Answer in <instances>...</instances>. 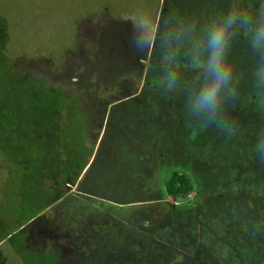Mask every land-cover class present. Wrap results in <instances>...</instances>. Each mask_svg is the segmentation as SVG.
Here are the masks:
<instances>
[{
  "label": "rangeland",
  "instance_id": "374dc122",
  "mask_svg": "<svg viewBox=\"0 0 264 264\" xmlns=\"http://www.w3.org/2000/svg\"><path fill=\"white\" fill-rule=\"evenodd\" d=\"M262 5L264 0H0L6 55L17 72L73 88L101 109L92 111V119L100 122L99 135L85 173L68 182L55 201L22 227L26 230L14 231L0 243V264H264V215L260 227L244 218L245 206L236 205L244 199L257 207L246 189H253L248 191L253 201L264 196L263 186H250L251 180L264 179L256 146L263 116L222 111L230 106V95L223 91L214 117L194 109L204 83L194 57L206 59L207 30L232 10L246 14L254 26L264 17ZM233 31L237 35L228 62L233 76L242 77L250 70L249 61L264 63V49L254 51L251 33L239 24ZM154 53L164 62L157 64L156 75L130 68L133 58L147 65ZM73 78L80 83H72ZM97 82L101 85L94 87ZM146 89L161 98L152 102V119L142 118L145 104L127 99ZM95 94L105 103L94 100ZM121 112L128 114L122 123ZM119 123L123 128L114 132ZM111 132L118 148L107 142ZM87 152L85 146L81 156ZM191 162H196L193 168ZM8 166L0 160V213H7L0 239L16 227L13 212L20 211L22 219L48 202L42 197L32 207L8 206L2 184ZM195 169L206 183L201 189L210 185L203 207L192 215L171 213L160 202L164 181L171 170L194 175ZM234 171L240 179L236 187ZM244 180H250L249 187ZM27 190L36 192L34 186ZM164 200L174 203L170 197ZM148 202L157 205L134 206Z\"/></svg>",
  "mask_w": 264,
  "mask_h": 264
},
{
  "label": "trees",
  "instance_id": "16d2710c",
  "mask_svg": "<svg viewBox=\"0 0 264 264\" xmlns=\"http://www.w3.org/2000/svg\"><path fill=\"white\" fill-rule=\"evenodd\" d=\"M5 27V22L0 17V160L3 159L9 164L6 178L2 182L3 200L8 206L13 205L17 208L27 205L32 207L42 197L48 202H44L41 208L35 209L28 217L22 219L20 211L19 213L13 212V216L17 219L16 227L2 237L0 243L8 239L12 232L19 229V231L26 230L22 227L39 216L48 204L55 201L68 182H76L80 175L85 173L90 163L92 142L99 135L97 123L100 124V122L92 119V117L95 118L92 111L101 110L97 109V106H90L91 101H86L84 94H75L73 88H65L63 85L55 86L32 72L19 74L16 64L6 55L7 38L3 34ZM256 60L253 59L247 63L250 70L246 71V76L241 77L234 74L228 89H222L224 94L230 95L228 100L230 106L227 108L228 104L224 105L221 110L248 116L254 113L261 114L263 118L258 123L256 132L258 140H261L264 139L260 135L264 132V84H261L257 73L264 68V63H256ZM93 97L94 100L98 98V96ZM50 98L53 99L52 103L47 101ZM98 99L105 103L102 99ZM160 99V96L153 94L151 100L139 104H145L146 107L149 105L147 107L150 111L149 115L145 113L142 118L152 119L155 116L156 107L152 102L160 101ZM48 108H51L52 114ZM121 114L122 116H119ZM119 115L122 123L125 115L128 114L121 112ZM85 146L88 147V152L82 157ZM77 159L82 160L78 165H76ZM253 161V165L258 167L259 162L254 159ZM244 172L246 171L242 169L241 173ZM234 173L237 174L233 178L236 187V183L240 180L239 172L234 171ZM259 174L264 177V172H259ZM243 182L246 187H249L246 183L250 180ZM256 183L264 187V179L251 180L250 186ZM27 186H34L36 192H29ZM208 186L210 185H206L203 190L205 195H207ZM163 188V198L170 197L175 203L185 207L188 201L183 204L182 200L187 199L194 191L196 183L186 173L171 170L163 183ZM252 190L246 189V193L251 198L250 201L257 202V207L250 206L244 199L239 203L236 201V205L247 208L248 215L244 218L249 219V223L263 227L261 222L264 215L262 213L264 196L253 201L250 195ZM204 200L205 196L199 204L202 207ZM131 202L137 203L138 201ZM168 203L177 210L180 208V205ZM152 205L157 204L148 202L134 206L151 207ZM196 211H199V208H196ZM6 214L0 213V223L4 222ZM0 258V262L4 260L3 257Z\"/></svg>",
  "mask_w": 264,
  "mask_h": 264
},
{
  "label": "clouds",
  "instance_id": "9594fccd",
  "mask_svg": "<svg viewBox=\"0 0 264 264\" xmlns=\"http://www.w3.org/2000/svg\"><path fill=\"white\" fill-rule=\"evenodd\" d=\"M261 8L264 10V5ZM238 24L240 28L251 33V47L254 51L264 49V17L253 26L250 17L242 12L232 10L222 20L212 23L205 36L206 59L201 60L199 57H194V64L203 69L204 78V83L196 97L194 109L208 116L214 117L217 114L223 103L222 89H227L233 79V68L228 62V55L231 47L230 42L237 35L233 29ZM146 42L149 46L153 44L152 40ZM257 75L261 84H264V68H261ZM174 79L175 76L172 74L169 86L174 82ZM260 135L264 137V132ZM256 146L262 153L260 162L264 163V139L259 140Z\"/></svg>",
  "mask_w": 264,
  "mask_h": 264
},
{
  "label": "flooded vegetation",
  "instance_id": "af4514ba",
  "mask_svg": "<svg viewBox=\"0 0 264 264\" xmlns=\"http://www.w3.org/2000/svg\"><path fill=\"white\" fill-rule=\"evenodd\" d=\"M101 47V45L99 46V48ZM166 54V50H164V51H162L160 54H162V56H163V54ZM160 54H156L155 55V53L154 54H152V56H151V58H149L148 60V63H147V65L145 64L146 62L145 61H141L140 60V58H137V57H135V58H133V61L134 62H132V66H130V68H132V69H144V71H146V74H156V66L158 67V63L160 64V62L162 61V59H160L159 61H157V57L160 55ZM154 56H156V57H154ZM136 59V60H135ZM139 59V60H138ZM147 61V60H146ZM144 62V63H143ZM168 62H171V61H168ZM161 63H164V62H161ZM184 64V63H183ZM185 67H183V69H184ZM73 80V82L72 83H74V81L75 82H79L80 83V81H79V78H73L72 79ZM105 80H108V79H105ZM107 82H109V80L107 81ZM152 82V81H151ZM151 82H147L148 84H151ZM101 82H97L96 84H92L94 87L95 86H100L101 84H100ZM110 83H111V81H110ZM123 83V82H122ZM121 83V84H122ZM147 84V85H148ZM118 85H120V84H118ZM144 86V85H143ZM98 95V94H97ZM96 94H95V96H97ZM128 98H130L131 100H133V103L134 104H140V103H145V102H148L151 98H153V93H152V91H150V90H148V89H146L145 91H139L138 93H135V94H132L131 96H129V97H127V99ZM118 102H120V103H123V105L125 104L124 103V100H118ZM94 105H96V104H94ZM122 105V104H121ZM97 106V105H96ZM149 105H147V107H148ZM95 107V106H94ZM130 112H132V111H130ZM149 110L147 109V111H146V115L148 116L149 115ZM119 119H121L120 117H119ZM120 125H119V127L117 128V129H115L114 128V132H117V131H120L123 127L121 126V123H119ZM112 133V132H111ZM104 135V137L106 136L107 138H108V132H107V130H106V133H104L103 134ZM111 137H113L114 138V133H112V136H110L109 137V139L107 140V142H108V144L109 145H113V143H114V145H115V147H117L118 145L115 143L116 141H113V143H111ZM115 139V138H114ZM102 142V141H101ZM103 143V142H102ZM101 145V144H100ZM118 148V147H117ZM97 158V157H96ZM96 158H95V160H96ZM115 161L116 162H119V160L118 159H116L115 158ZM115 163V162H114ZM195 163L196 162H191V164H192V168L194 167V165H195ZM118 164H121V163H118ZM161 164H164V163H161ZM188 164H190V163H188ZM92 168V163L90 164V166H89V168H88V170L86 171V175H88V172H89V169H91ZM187 175H189V177L190 178H192L194 181H195V183H196V190L194 191V193H192V195H190V197L192 198L191 199V201L187 198V199H183L182 201H183V204L184 203H187V201H188V203L186 204L187 206H185L183 209H181V211H184V212H187V213H190L189 215H192V214H196L195 212H196V208H199V211H200V209L202 208V206H200L199 204H200V202L202 201V199L204 198V196H206L205 195V193L203 192V190L201 189V185L203 184V181L204 180H202L201 178H200V176H199V172L195 169V174L193 175V174H191V173H189V171H187V172H185ZM85 176V175H84ZM84 178V177H83ZM84 180V179H83ZM82 180V182H84ZM159 194H162V196H163V194H164V192H163V190H161L160 191V193ZM89 194H87V196H88ZM157 199H161V198H157ZM165 198H163L160 202H164V203H166V205L169 207V211L171 212V213H173L172 212V210L173 211H175L174 213L175 214H177V215H180L179 214V209L177 210L173 205H170L167 201H165L164 200ZM155 203H157V202H155ZM172 204H176V205H180L179 203H175V201H174V203H172ZM199 205V206H198ZM180 207H181V205H180ZM194 216V215H193ZM175 251H177V249L175 250ZM181 254V253H180ZM180 254H178V255H180ZM183 260V259H182Z\"/></svg>",
  "mask_w": 264,
  "mask_h": 264
},
{
  "label": "built area",
  "instance_id": "2783aa9c",
  "mask_svg": "<svg viewBox=\"0 0 264 264\" xmlns=\"http://www.w3.org/2000/svg\"><path fill=\"white\" fill-rule=\"evenodd\" d=\"M190 195H192V193H191V194H189V196H190Z\"/></svg>",
  "mask_w": 264,
  "mask_h": 264
}]
</instances>
